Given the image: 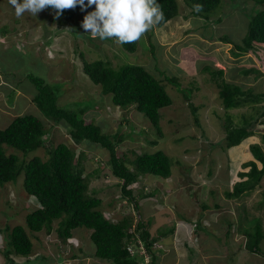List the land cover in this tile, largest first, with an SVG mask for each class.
I'll list each match as a JSON object with an SVG mask.
<instances>
[{
	"label": "rangeland",
	"instance_id": "374dc122",
	"mask_svg": "<svg viewBox=\"0 0 264 264\" xmlns=\"http://www.w3.org/2000/svg\"><path fill=\"white\" fill-rule=\"evenodd\" d=\"M178 1V16L164 26H154L139 40L137 50L128 52L111 39H93L85 30L82 32L80 12L74 13L71 23L57 18L48 8L36 16L25 13L18 18L8 0H0V129L19 115L34 114L50 128V149L67 142L78 151H85L89 159L86 173L101 167L100 161H108V149L94 142L75 145L65 126L44 117L33 102L37 86L28 75L43 79L58 97L60 106L74 111L85 108L82 116L88 122L99 123L108 133L115 134L120 129L124 139L118 145L120 155L133 159V151L163 150L174 162L178 160L171 177L142 176L130 186L139 209L132 200L122 197L117 178H93L88 190L102 198L100 207L108 218L118 221L129 216L133 219V229L143 219L151 234L162 238L163 242L156 244L165 250L156 251L158 264H264L262 255L244 249L247 237L238 232L235 223L241 220V214H248L250 219L258 218L264 229V206H260V203L264 205V177L255 188L246 190L238 198L227 195L237 183L248 178L239 175L251 169L244 166L245 162L253 159L259 168L263 165L255 159L251 145L259 144L264 151V123L261 124L264 98L244 107L225 109L214 75L204 69L207 65L215 70L223 69L228 81L264 92V75L257 79L254 74L243 76L239 71L250 65L264 70V58L260 60L253 52L235 56L234 43L221 40L227 35L239 42L247 33L248 15L258 7L255 0H222L220 13L212 18L222 15L223 21L208 26L203 18L192 15L184 0ZM85 59H104L118 68L141 64L151 73L158 74L161 69L169 76L178 77L181 85L167 80L163 83L173 103L161 110V137L135 106H117L111 94L102 92L101 86L85 73ZM193 85L197 88L190 91L188 99L183 90L192 89ZM190 103L199 106L196 113ZM227 115L231 116L233 126H242L248 120L247 127L256 129V135L227 147ZM154 139L158 140L157 145L151 143ZM35 155L44 159L50 156L46 148L28 153V158ZM204 203L209 204L207 210L203 209ZM37 207L39 203L24 188L23 173L16 181L0 184V249L7 245L6 225H25L26 215ZM229 220L234 223L233 231L226 235ZM199 222L205 227L203 230L196 227ZM247 222L243 221V227ZM53 225L56 228L58 221ZM27 230L34 242L32 253L29 256L13 254V261L1 253L0 264H109L95 257V244L88 228H77L67 242L55 229L51 233L45 229L37 233ZM135 250L133 247L132 251ZM140 252L149 262L145 247Z\"/></svg>",
	"mask_w": 264,
	"mask_h": 264
},
{
	"label": "trees",
	"instance_id": "16d2710c",
	"mask_svg": "<svg viewBox=\"0 0 264 264\" xmlns=\"http://www.w3.org/2000/svg\"><path fill=\"white\" fill-rule=\"evenodd\" d=\"M85 2L87 3V0ZM184 2L191 9L192 15L198 19L203 18L208 26L223 21L222 15L212 18L220 13L218 10L222 0H184ZM255 2L258 8L255 13L248 15L247 33L242 36L241 40L234 42L227 35H223L221 40L234 43L235 49L232 51L235 56L253 52L258 54L259 59L262 60L264 58V0H255ZM158 3L165 17L164 21L157 25L161 27L178 16L180 4L178 0H158ZM195 5H201V10L196 11ZM94 7L81 10L77 6L75 9L65 10L59 17L56 16L54 9H48L53 10L57 18L71 23L70 19L74 13H82L81 20H83L87 12L93 11ZM79 28L84 32L83 28ZM138 44L139 41L134 44H124L122 47L128 52H135ZM83 69L95 84L101 86L104 94L112 95L115 105L122 108L135 106L155 126L158 135L162 136L161 110L173 103L163 83L167 80L174 85H181L178 83V77L169 76L161 69L158 74L151 73L141 64H125L118 68L104 59L94 61L85 59ZM204 69L214 75L213 81L218 88L219 97L225 109L244 107L252 101L260 102L264 98V92H258L253 87L245 88L243 84L225 79L223 69L215 70L208 65ZM239 71L243 76L254 74L257 79L264 75V70L258 65L241 67ZM28 76L37 86L33 102L44 117L65 126L75 145L94 142L97 146L108 149L110 158L106 162L100 161L101 167L86 173L85 167L89 159L85 151L83 149L78 151L74 145L67 142H61L50 149L49 143H52L48 138L50 128L46 127L41 117L34 114L19 115L6 128L0 129V184L16 181L23 173L26 192L39 203V207L26 215L25 225L17 224L13 227L6 225L4 232L7 245L0 249V254L2 253L8 261H13V254L29 256L33 251L34 242L27 229L31 233L41 232L44 229L51 233L55 229L58 235L67 242L73 237L77 228L85 227L91 231V240L95 244V257L107 260L109 264H158L160 260L156 251L165 250L156 247V244L163 242L162 238L153 236L143 219H140L133 229V219L129 216L118 221L108 218L100 207L103 202L102 198L89 193L88 190L93 178L100 176L117 178L119 180L117 186L121 189L122 197L132 200L139 209V202L130 186L139 181L142 176L171 177L173 165L178 160L174 162L172 157L163 150L152 153L133 151L135 153L133 159L120 155L118 145L124 140L120 129H118L120 133L118 130L115 134L114 132L108 133L94 120L88 122L82 116L86 111L85 108L74 111L60 106L57 101L58 97L43 79L32 74ZM191 88L186 87L183 90L188 99L190 98L187 95L197 87L193 85ZM190 105L196 113L199 106H195L194 103ZM262 116H264V111ZM230 119L231 116L227 115L228 122L225 125L227 147L239 145L247 138L256 135V129L247 127L248 120L243 119L245 122L242 126H233ZM261 122L263 124L264 119ZM151 143L157 145L158 140L154 139ZM39 148H46L50 156L47 159L39 155L28 158V153ZM251 152L255 155V159L263 165L259 168L257 161L253 159L245 162L244 166H250L251 169L240 172L239 175L248 178L237 183L233 191H228L229 197L238 198L246 190L255 188L264 177L262 147L259 144H252ZM204 204L203 209L207 210L209 204ZM214 206L220 208L218 203ZM260 206L264 205L260 203ZM244 220L248 221L246 227H243ZM55 221H58L56 228L53 225ZM235 223L238 232L247 237L244 249L249 253L264 257V229L260 220L250 219L248 214H241V220ZM233 225V221L229 220L226 235L231 234ZM196 227L202 230L205 228L201 226V222L196 224ZM133 247L137 251H132ZM141 247H145L147 254L150 255L149 262L146 261L145 254L140 252ZM229 248V252L233 251L231 246Z\"/></svg>",
	"mask_w": 264,
	"mask_h": 264
},
{
	"label": "clouds",
	"instance_id": "9594fccd",
	"mask_svg": "<svg viewBox=\"0 0 264 264\" xmlns=\"http://www.w3.org/2000/svg\"><path fill=\"white\" fill-rule=\"evenodd\" d=\"M19 18L25 13L36 16L52 8L59 17L65 10L94 7L81 22L82 28L93 39L113 40L116 44H134L147 32L164 21V12L158 0H8ZM201 5H195L196 11Z\"/></svg>",
	"mask_w": 264,
	"mask_h": 264
},
{
	"label": "crops",
	"instance_id": "0c3cea01",
	"mask_svg": "<svg viewBox=\"0 0 264 264\" xmlns=\"http://www.w3.org/2000/svg\"><path fill=\"white\" fill-rule=\"evenodd\" d=\"M99 124V123H98Z\"/></svg>",
	"mask_w": 264,
	"mask_h": 264
}]
</instances>
